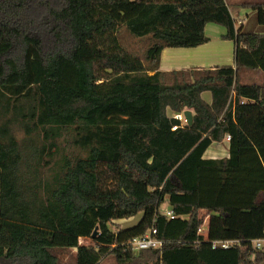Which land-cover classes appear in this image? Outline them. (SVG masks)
Segmentation results:
<instances>
[{
  "label": "trees",
  "instance_id": "obj_1",
  "mask_svg": "<svg viewBox=\"0 0 264 264\" xmlns=\"http://www.w3.org/2000/svg\"><path fill=\"white\" fill-rule=\"evenodd\" d=\"M204 1L234 66L161 69L165 49L209 42L170 24L190 0H0V264H58L54 248L77 249L76 264H264V80L245 81L264 78V34L243 32L226 0ZM250 8L264 25V6ZM113 30L121 59L89 58ZM187 110L192 126L177 119ZM228 136L229 157L206 159ZM61 142L73 151L46 181ZM154 226L162 249L135 251Z\"/></svg>",
  "mask_w": 264,
  "mask_h": 264
},
{
  "label": "crops",
  "instance_id": "obj_2",
  "mask_svg": "<svg viewBox=\"0 0 264 264\" xmlns=\"http://www.w3.org/2000/svg\"><path fill=\"white\" fill-rule=\"evenodd\" d=\"M226 3L237 26L241 28L243 32L264 34V25L260 22L259 10L250 8V6L254 5L264 6L263 1L226 0ZM214 12L215 8L208 2L204 0H190L189 5L186 6L180 18L170 21L171 25H177L179 29L191 33L199 34L203 30L205 36L209 39V42L193 48L165 49L161 60V69L163 71L216 69L218 67L235 65V43L223 39V36L226 33V30L223 27L207 22ZM203 23L206 24L203 25ZM249 23L251 24L247 25ZM258 75L259 74L247 76L251 79ZM205 94H208L209 98L205 99ZM205 94H203L204 99L211 103V93L207 92ZM216 145L223 146L227 149L229 154L230 143L228 140ZM207 153L205 155L206 159L218 158L208 156ZM212 154L220 155V152H213ZM121 228L128 229L126 227ZM76 251L77 249L73 250V252Z\"/></svg>",
  "mask_w": 264,
  "mask_h": 264
},
{
  "label": "rangeland",
  "instance_id": "obj_3",
  "mask_svg": "<svg viewBox=\"0 0 264 264\" xmlns=\"http://www.w3.org/2000/svg\"><path fill=\"white\" fill-rule=\"evenodd\" d=\"M254 1H263L264 2V0H254ZM97 15H100V13H97ZM250 24L251 23H249L247 25H250ZM137 49L138 48H136V51H137ZM119 53H123V51L119 45L117 35H116V30H113L112 32L104 35L102 37V39H99L98 41H96L94 43H92V42L88 43V53L87 54H88L89 58L91 57L92 54H94V56L98 57V59L99 58L100 59L101 58L102 59H110V58L112 59V57H114V59H117V58L121 59ZM132 54H134V53H132ZM129 57H131V56H129ZM127 62L134 64L135 70H140V71L144 70L142 63L140 61L134 59L133 57L131 59L127 58ZM107 72L111 73L112 71L108 70ZM252 80H254L253 82H263L264 78H263V75L261 76L259 74L258 76H254L251 79L249 78V76H247L245 79V81H249V82H252ZM205 96H206L205 99L209 98L208 94H205ZM180 115L183 116V114H180ZM183 124L187 125L185 120L183 121ZM14 133L16 134V136L18 137V139L21 143L22 150L24 151L25 154H28L30 151L28 148L31 145L29 142H26L27 138H26L25 132L21 128L15 127ZM42 143H43L42 139L38 138L35 145L41 146ZM72 151H73L72 149H66V147L64 146V143L61 142V148L59 150V153L53 157V159L51 160V164L48 166H44L41 169L42 179L44 178L46 181L52 180L53 176L55 175V173L59 169L58 166L61 165V163H62L64 155L65 154L70 155L72 153ZM218 151L220 152V155L212 154L213 152L218 153ZM207 152H208L207 153L208 156H211L214 158L218 157L216 159L227 158L229 156L227 149H225L223 146H218L216 144L211 146V148ZM46 161H50V159L46 158ZM33 183H36V182H33ZM164 208H167V207L164 206ZM142 217H143V214H139V215L134 216L130 219L117 220L115 223L117 225H119L120 227L132 228L140 222ZM112 229H114V228L112 227ZM203 234H206V229H203ZM82 244L83 245H90V244H92V241H91V239H84V240H82ZM51 252L58 257V260H59L58 264H76V252H73V250L54 248V249H51ZM113 262H114L113 259H108L103 264H113Z\"/></svg>",
  "mask_w": 264,
  "mask_h": 264
},
{
  "label": "built area",
  "instance_id": "obj_4",
  "mask_svg": "<svg viewBox=\"0 0 264 264\" xmlns=\"http://www.w3.org/2000/svg\"><path fill=\"white\" fill-rule=\"evenodd\" d=\"M177 119L180 120L182 123L185 119L184 113L183 116L179 115L177 116ZM187 123V121H186ZM185 125V124H183ZM178 127H174L173 130H177ZM228 142H230L231 137H227ZM162 215L168 217L169 219H176V215L174 211L171 208H163L161 210ZM204 229H207L205 226ZM165 242L160 240L158 238V229L154 226L151 228L146 234L139 235L131 242V246L135 251H143V250H149V249H162ZM256 249H262L264 247V239L257 240L254 242ZM241 245L240 241H217L213 243V249H230L233 246Z\"/></svg>",
  "mask_w": 264,
  "mask_h": 264
},
{
  "label": "water",
  "instance_id": "obj_5",
  "mask_svg": "<svg viewBox=\"0 0 264 264\" xmlns=\"http://www.w3.org/2000/svg\"><path fill=\"white\" fill-rule=\"evenodd\" d=\"M185 119L187 121L188 126L193 125V112L191 110H187L184 112ZM98 235V229L95 230L93 237L95 238Z\"/></svg>",
  "mask_w": 264,
  "mask_h": 264
}]
</instances>
